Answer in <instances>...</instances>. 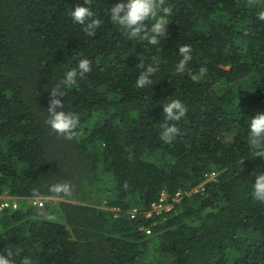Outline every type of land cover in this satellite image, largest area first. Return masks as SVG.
Here are the masks:
<instances>
[{"label":"trees","instance_id":"trees-1","mask_svg":"<svg viewBox=\"0 0 264 264\" xmlns=\"http://www.w3.org/2000/svg\"><path fill=\"white\" fill-rule=\"evenodd\" d=\"M84 2L0 0V196L19 198L0 210V254L13 264H264V202L251 196L264 146L249 144L246 122L264 111V0H165L157 45L112 23L116 0H91L101 25L87 35L69 14ZM185 45L192 59L177 72ZM82 58L91 71L66 89ZM141 63L155 72L137 88ZM56 90L80 118L71 139L47 123ZM172 99L186 113L167 122L180 131L165 143ZM212 171L204 191L143 216L162 190ZM64 184L68 194L56 190ZM39 196L59 200L28 203Z\"/></svg>","mask_w":264,"mask_h":264},{"label":"clouds","instance_id":"clouds-1","mask_svg":"<svg viewBox=\"0 0 264 264\" xmlns=\"http://www.w3.org/2000/svg\"><path fill=\"white\" fill-rule=\"evenodd\" d=\"M90 3L91 0H85L84 4H78L69 14L74 23L85 27L87 35L93 36L95 35L96 29L100 27L101 20L94 18L95 14L89 6ZM161 13L163 14L161 15ZM170 14L171 8L165 6V0H116L110 9V19L114 25L126 30L127 34L131 37H139L141 41L146 40L148 44L151 45H157L160 39L167 35L169 24L167 17ZM150 19L154 20V22L148 27L145 22ZM258 19L264 21V11L258 13ZM191 51L192 49L188 45L179 49L181 59L176 68L177 72H184L186 65L192 59ZM140 66L143 71L140 72L135 82V87L137 88H143L151 84V77L155 72V68L152 66L144 68L142 63ZM90 71L91 62L87 58L80 59L76 68L66 71L62 81L64 87L66 89H71L77 86V77H83ZM206 72L207 68L200 69V75H204ZM51 93L53 99L47 109L49 114L47 123L55 132L63 134L71 139L73 130L79 124L80 118L76 113L63 111V102L58 97L65 96L66 93L64 91L56 90ZM162 105L165 124L162 125L160 137L165 143H168L180 130L175 124H168L167 122L179 121L185 116L186 108L179 99H172L168 103H163ZM246 122L249 144L253 147L264 146V111H258L246 117ZM252 177H254V181L251 178L252 199L264 202V171H254ZM56 190H62L68 194L70 192V186L64 184L63 186L57 187ZM11 197L13 198V196ZM17 199L19 203V198ZM0 264H13L11 253L7 255L0 254ZM23 264H33L31 257H25L23 259Z\"/></svg>","mask_w":264,"mask_h":264},{"label":"built area","instance_id":"built-area-1","mask_svg":"<svg viewBox=\"0 0 264 264\" xmlns=\"http://www.w3.org/2000/svg\"><path fill=\"white\" fill-rule=\"evenodd\" d=\"M217 176V172H209L206 173L203 177V180L200 181L195 186H191L189 188L184 189H178L173 194H169L166 190H162L159 193V198L156 201H153L150 206L142 211V214L145 218L152 217V216H159L164 213H168L175 209L176 205L180 203L185 198H188L196 193H200L204 191L205 184L209 181H213ZM53 197L51 196H41V197H30L27 198V201L29 204H32L34 206H43V203L45 201L51 200ZM18 206V199L15 197L10 196H3V198H0V210L4 208H17ZM115 211H119V209H112ZM131 218L135 217L137 215V212L135 210L129 211ZM145 233H149V228H142Z\"/></svg>","mask_w":264,"mask_h":264},{"label":"rangeland","instance_id":"rangeland-1","mask_svg":"<svg viewBox=\"0 0 264 264\" xmlns=\"http://www.w3.org/2000/svg\"><path fill=\"white\" fill-rule=\"evenodd\" d=\"M3 196H5L4 194H3ZM3 196H0V198H3ZM11 197V196H10ZM59 200V198H57V197H54L52 200H50V202L52 203V205H55L56 204V202ZM19 204V203H18ZM103 207H104V205H103ZM114 209H117V208H115V207H113ZM112 208V209H113Z\"/></svg>","mask_w":264,"mask_h":264}]
</instances>
